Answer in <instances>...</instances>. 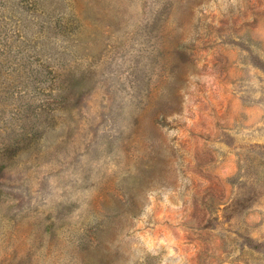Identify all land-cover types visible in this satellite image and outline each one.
I'll use <instances>...</instances> for the list:
<instances>
[{"label":"rangeland","instance_id":"obj_1","mask_svg":"<svg viewBox=\"0 0 264 264\" xmlns=\"http://www.w3.org/2000/svg\"><path fill=\"white\" fill-rule=\"evenodd\" d=\"M0 264H264V0H0Z\"/></svg>","mask_w":264,"mask_h":264}]
</instances>
